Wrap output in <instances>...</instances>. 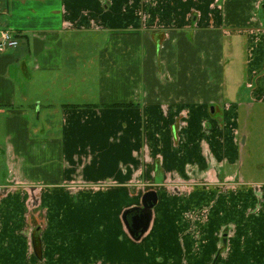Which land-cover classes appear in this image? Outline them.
Returning a JSON list of instances; mask_svg holds the SVG:
<instances>
[{"label":"crops","instance_id":"0c3cea01","mask_svg":"<svg viewBox=\"0 0 264 264\" xmlns=\"http://www.w3.org/2000/svg\"><path fill=\"white\" fill-rule=\"evenodd\" d=\"M0 31V264H264V0H0Z\"/></svg>","mask_w":264,"mask_h":264},{"label":"rangeland","instance_id":"374dc122","mask_svg":"<svg viewBox=\"0 0 264 264\" xmlns=\"http://www.w3.org/2000/svg\"><path fill=\"white\" fill-rule=\"evenodd\" d=\"M93 39L94 41L99 42L98 43L99 46L102 45V39L99 38L98 41L97 38H93ZM95 67H96L95 62H93L92 68L94 72L91 73V77L93 80L90 81H94L96 78V75L94 74ZM89 72H88V77L90 75ZM85 80H87V78ZM76 88L78 87L76 86ZM241 91L243 92L244 90L242 89ZM80 100L83 99L77 98V100L75 101L78 102ZM254 108H255L254 112L250 116V119L248 121L249 133L251 134L250 136L251 138L246 149L248 150L249 153L247 155L245 172H247L249 178L252 179L254 182L260 183V182H264V104L261 105L257 104L255 105Z\"/></svg>","mask_w":264,"mask_h":264},{"label":"water","instance_id":"95a60500","mask_svg":"<svg viewBox=\"0 0 264 264\" xmlns=\"http://www.w3.org/2000/svg\"><path fill=\"white\" fill-rule=\"evenodd\" d=\"M157 198L154 193H148L143 199V208L141 209L140 216L133 219V223L130 226L129 223L126 224L130 229V233L133 237L139 238L144 235L149 228L152 216V209L156 205Z\"/></svg>","mask_w":264,"mask_h":264},{"label":"built area","instance_id":"2783aa9c","mask_svg":"<svg viewBox=\"0 0 264 264\" xmlns=\"http://www.w3.org/2000/svg\"><path fill=\"white\" fill-rule=\"evenodd\" d=\"M19 46V40L9 31H0V52L15 49Z\"/></svg>","mask_w":264,"mask_h":264},{"label":"trees","instance_id":"16d2710c","mask_svg":"<svg viewBox=\"0 0 264 264\" xmlns=\"http://www.w3.org/2000/svg\"><path fill=\"white\" fill-rule=\"evenodd\" d=\"M34 242H37V238H34Z\"/></svg>","mask_w":264,"mask_h":264}]
</instances>
